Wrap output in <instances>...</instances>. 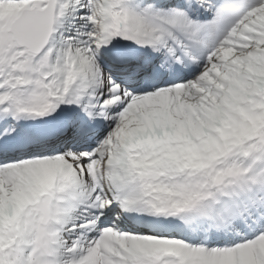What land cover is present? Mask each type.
<instances>
[{"label": "snow or ice", "instance_id": "1", "mask_svg": "<svg viewBox=\"0 0 264 264\" xmlns=\"http://www.w3.org/2000/svg\"><path fill=\"white\" fill-rule=\"evenodd\" d=\"M0 264H264V0H0Z\"/></svg>", "mask_w": 264, "mask_h": 264}]
</instances>
